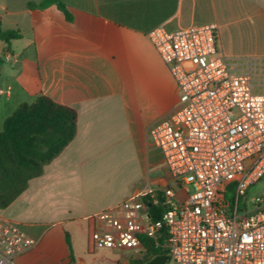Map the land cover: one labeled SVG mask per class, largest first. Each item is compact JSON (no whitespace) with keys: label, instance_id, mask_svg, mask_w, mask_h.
Instances as JSON below:
<instances>
[{"label":"crops","instance_id":"0c3cea01","mask_svg":"<svg viewBox=\"0 0 264 264\" xmlns=\"http://www.w3.org/2000/svg\"><path fill=\"white\" fill-rule=\"evenodd\" d=\"M40 1L0 0V29L20 33L8 46L0 41V130L43 95L75 110L76 133L0 216L37 240L14 264H71L65 232L74 264H85L94 214L170 182L146 131L178 92L147 32L214 24L235 70L264 78V0H62L70 22L55 5L27 7Z\"/></svg>","mask_w":264,"mask_h":264},{"label":"built area","instance_id":"2783aa9c","mask_svg":"<svg viewBox=\"0 0 264 264\" xmlns=\"http://www.w3.org/2000/svg\"><path fill=\"white\" fill-rule=\"evenodd\" d=\"M147 37L178 92L173 110L146 131L170 182L94 214L92 247L125 251L138 264L143 239L163 234L172 264H264V193L247 195L264 178V94L221 53L214 24L159 25ZM146 196L163 201L159 220L150 219ZM36 245L0 216V264Z\"/></svg>","mask_w":264,"mask_h":264},{"label":"trees","instance_id":"16d2710c","mask_svg":"<svg viewBox=\"0 0 264 264\" xmlns=\"http://www.w3.org/2000/svg\"><path fill=\"white\" fill-rule=\"evenodd\" d=\"M51 5H55L67 21H71L62 0H41L38 4L28 3L27 7L43 9ZM19 38L17 30L0 29V41L7 46ZM75 133V110L56 104L43 95L36 97L31 104H20L4 120L0 130V209H5L25 191L29 180L42 174L44 166L61 153ZM143 201L148 206L150 219L159 220L165 210L163 201H154L148 196ZM64 234L68 258L74 264L70 235L68 232ZM164 239L163 234L155 239H143L146 251L138 264H146L158 255L167 257L162 246Z\"/></svg>","mask_w":264,"mask_h":264},{"label":"rangeland","instance_id":"374dc122","mask_svg":"<svg viewBox=\"0 0 264 264\" xmlns=\"http://www.w3.org/2000/svg\"><path fill=\"white\" fill-rule=\"evenodd\" d=\"M254 79V91L256 93H263L264 90V78L262 76H253ZM264 193V178H262L257 184L252 186L248 192V198L256 196L258 194ZM177 197L183 199L184 196L181 193L177 194ZM88 230L87 227L81 232V252L85 248V242L87 240ZM79 244V243H78ZM80 245V244H79ZM78 246V245H77ZM79 248V246H78ZM84 252V250H83ZM83 259L85 260V264H90L92 262H108L110 260H118L117 264H128L129 259H127V255L125 251L116 252L110 249L104 248H94V252L92 255L83 253ZM166 264H172L170 262Z\"/></svg>","mask_w":264,"mask_h":264},{"label":"water","instance_id":"95a60500","mask_svg":"<svg viewBox=\"0 0 264 264\" xmlns=\"http://www.w3.org/2000/svg\"><path fill=\"white\" fill-rule=\"evenodd\" d=\"M166 263H167V257L166 256H162V255H158V256L152 258L146 264H166ZM128 264H137V262L134 261V260H129Z\"/></svg>","mask_w":264,"mask_h":264}]
</instances>
